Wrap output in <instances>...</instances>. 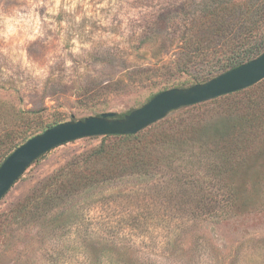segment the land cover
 <instances>
[{
  "label": "rangeland",
  "instance_id": "obj_1",
  "mask_svg": "<svg viewBox=\"0 0 264 264\" xmlns=\"http://www.w3.org/2000/svg\"><path fill=\"white\" fill-rule=\"evenodd\" d=\"M231 1L245 0H0V116L13 108L40 111L47 122L128 113L160 90L206 82L220 75L228 38L198 45L204 20ZM259 19L254 38L264 37ZM245 89L142 130L149 140L179 130L152 158L160 171L102 182L44 216L7 221L0 264H264V132L232 156L238 171L210 167L211 126L231 107L246 116L264 79ZM102 137L33 162L0 200V222L58 170L82 165Z\"/></svg>",
  "mask_w": 264,
  "mask_h": 264
},
{
  "label": "trees",
  "instance_id": "obj_2",
  "mask_svg": "<svg viewBox=\"0 0 264 264\" xmlns=\"http://www.w3.org/2000/svg\"><path fill=\"white\" fill-rule=\"evenodd\" d=\"M256 1H231L223 7L214 5L212 13L205 17L204 22L207 27L203 36H200L202 38L198 45L205 44L209 40L219 42V40L228 38L226 45L228 52L224 56V65L220 66V68L222 67L221 73L249 62L264 52V37L254 38L252 35V33L261 30L263 25L262 20L257 19L264 15V0ZM196 51H200L197 53L203 55L201 49ZM245 90L242 89L189 106L187 109L227 100ZM155 94L151 95L149 99ZM263 102L264 94L249 98L245 106L246 116L234 114L233 107H231L228 108L229 114L227 112L214 126H211L216 138L213 144L216 156L210 167L215 168L218 174H231L238 171L241 161L232 162V156L236 154L243 156L247 150H252L255 140L264 132V111L261 107ZM236 109L234 108V112ZM11 112L10 115L7 111H1L0 121H5V128L2 127L0 130V165L26 140L63 122L62 120L43 121L39 118L40 111L36 110L13 108ZM126 113L119 114V117ZM17 120L19 122L15 123ZM178 132V129L172 128L164 135L155 136L150 140L144 131L133 135L103 136L99 146L85 155L82 165L74 162L71 168V165L61 168L49 182L48 188H43L39 192L34 191L24 202L14 207L6 215V219L0 222V234L9 221L18 222V219L24 214H30L32 218L44 216L55 204L60 205V203L66 202L102 182L160 171L163 165L160 167V162H152V158L157 154L160 155L162 147L176 143ZM42 157L43 155L40 158ZM154 160L158 161L159 159ZM98 162H106V164L97 168L96 163ZM171 164L172 162H169L165 166Z\"/></svg>",
  "mask_w": 264,
  "mask_h": 264
},
{
  "label": "water",
  "instance_id": "obj_3",
  "mask_svg": "<svg viewBox=\"0 0 264 264\" xmlns=\"http://www.w3.org/2000/svg\"><path fill=\"white\" fill-rule=\"evenodd\" d=\"M264 79V52L203 83L173 87L155 94L140 107L119 117L114 111L71 119L34 135L19 145L0 165V200L27 168L52 149L91 136L133 135L169 113L248 88Z\"/></svg>",
  "mask_w": 264,
  "mask_h": 264
}]
</instances>
